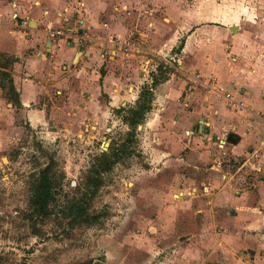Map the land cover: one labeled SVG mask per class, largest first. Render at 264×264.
I'll return each instance as SVG.
<instances>
[{
    "label": "crops",
    "instance_id": "1",
    "mask_svg": "<svg viewBox=\"0 0 264 264\" xmlns=\"http://www.w3.org/2000/svg\"><path fill=\"white\" fill-rule=\"evenodd\" d=\"M134 2L0 0V58H6L0 70L18 98L7 97V105L31 119L49 106L58 114L112 113L121 108L117 101L139 99L138 81L146 80L150 110L167 125L159 140L176 151L190 147L174 160L188 164L165 183V195L178 197L170 204L162 199L158 221L189 229L188 262L202 256L208 264H264V0H222L218 23L186 33L174 21L162 22L153 8L134 10ZM173 5L166 7L171 20L194 15ZM204 17L216 15L206 9ZM23 19L26 30L15 26ZM139 25L146 28L139 31L141 44L131 39ZM53 28L87 37H52ZM179 35L186 77L154 83L161 63L175 67L162 54L175 59ZM146 51L164 59L154 60L150 77L142 72ZM197 73L203 82L213 75L211 86L195 80Z\"/></svg>",
    "mask_w": 264,
    "mask_h": 264
},
{
    "label": "rangeland",
    "instance_id": "2",
    "mask_svg": "<svg viewBox=\"0 0 264 264\" xmlns=\"http://www.w3.org/2000/svg\"><path fill=\"white\" fill-rule=\"evenodd\" d=\"M156 1L129 4L137 11L141 5L142 11L153 8L162 22L174 21L184 33L220 20L222 0H162L161 7ZM167 5L194 15L171 20ZM206 9L216 17H204ZM143 26L131 37L136 43L139 31H146ZM179 36L172 48L175 59L162 54L175 67L161 63L153 75L155 83L173 74L186 77L179 68L185 64V38ZM146 53L142 72L150 77L154 60L164 59ZM1 72L0 264H208L202 256L196 262L185 257L188 228L158 221L162 199L170 204L178 197L165 195V183L188 164L174 160L190 147L176 151L159 140L167 125L150 110L153 91L143 84L146 80L138 84L141 91H149L132 103L117 101V112L96 114L83 108V113L69 115L49 106L31 119L27 111L8 107L7 100L14 96L8 91V76ZM45 168L51 194L42 210L33 198Z\"/></svg>",
    "mask_w": 264,
    "mask_h": 264
},
{
    "label": "trees",
    "instance_id": "3",
    "mask_svg": "<svg viewBox=\"0 0 264 264\" xmlns=\"http://www.w3.org/2000/svg\"><path fill=\"white\" fill-rule=\"evenodd\" d=\"M7 72H5L4 75H6ZM153 82L155 83V79H153ZM147 89V91H149V88L147 87H143L142 88V94H145V90ZM8 91L9 93H11V95H13L14 97H10V99L13 98L14 101H18V98L16 96V92L15 90L13 89L12 85L9 84V87H8ZM140 95V97H141ZM149 108H145V110H148ZM142 111V110H141ZM37 193L36 195L34 196L33 198V202L34 204L38 205L40 207V209L42 210H45L46 209V206H47V202H48V199L50 197V178L48 177V174H47V168H45L43 170V174H42V178L37 186Z\"/></svg>",
    "mask_w": 264,
    "mask_h": 264
},
{
    "label": "built area",
    "instance_id": "4",
    "mask_svg": "<svg viewBox=\"0 0 264 264\" xmlns=\"http://www.w3.org/2000/svg\"><path fill=\"white\" fill-rule=\"evenodd\" d=\"M16 18V15L14 16ZM15 26L20 27L22 30H26L25 28L28 26V20L23 19L21 22H15ZM50 35L52 37L60 36V37H67V38H77L80 42L84 40V38L87 37V34L85 32H81L79 30H70L69 28H53L50 30ZM168 64H170L168 62ZM202 76H200L199 73L195 74V80L202 81ZM214 79L213 75H210L206 81H202L207 86H211V83ZM229 93H227V96L229 97Z\"/></svg>",
    "mask_w": 264,
    "mask_h": 264
},
{
    "label": "bare ground",
    "instance_id": "5",
    "mask_svg": "<svg viewBox=\"0 0 264 264\" xmlns=\"http://www.w3.org/2000/svg\"><path fill=\"white\" fill-rule=\"evenodd\" d=\"M69 21V20H68ZM83 31V30H82Z\"/></svg>",
    "mask_w": 264,
    "mask_h": 264
}]
</instances>
